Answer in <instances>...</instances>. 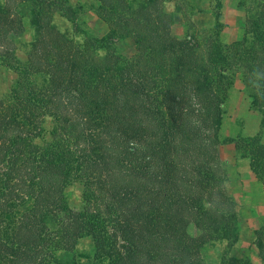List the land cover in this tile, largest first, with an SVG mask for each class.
<instances>
[{"label": "trees", "instance_id": "obj_1", "mask_svg": "<svg viewBox=\"0 0 264 264\" xmlns=\"http://www.w3.org/2000/svg\"><path fill=\"white\" fill-rule=\"evenodd\" d=\"M236 6L241 35L226 42L218 0L207 27L186 19L188 0H96L101 39L77 25L66 0H0V65L23 86L0 96V264H206L205 242H235L221 121L239 75L264 122V0ZM173 12L185 21L178 38ZM126 37L130 56L108 49ZM237 145L264 194V144ZM73 182L77 209L63 193ZM83 238L90 263L74 255ZM255 248L264 264V234ZM215 264L252 263L223 252Z\"/></svg>", "mask_w": 264, "mask_h": 264}, {"label": "rangeland", "instance_id": "obj_2", "mask_svg": "<svg viewBox=\"0 0 264 264\" xmlns=\"http://www.w3.org/2000/svg\"><path fill=\"white\" fill-rule=\"evenodd\" d=\"M74 10V17L79 27L96 38H104L107 33L105 23L97 16L96 0H66ZM220 8L218 20L223 24L222 38L229 42L241 35L242 10L236 6L237 0H218ZM215 0H188L185 9L186 19L196 27H207L213 22ZM165 8L173 10V4L167 3ZM53 22L60 31H70L71 23L63 17L55 15ZM185 29V21L179 12H173L170 33L180 37ZM29 31H25L18 39L16 55L24 58L23 44L29 39ZM114 53L130 56L134 44L130 37L119 39L109 45ZM102 54L104 50L99 49ZM23 86L19 77L12 70L0 65V96L10 92L19 93ZM224 113L221 121V135L226 140L219 146V157L226 178V189L234 202L236 213V240L227 247L223 241H207L200 248V254L206 264H215L218 257L226 255L249 263L258 264L259 258L255 248L256 237L264 234V194L259 183L248 166V156L241 140L255 139L264 144V122L261 113L251 105L249 95L245 92L241 77L236 75L226 93L223 105ZM81 186L73 182L65 187L64 196L69 207L77 209L81 204ZM186 232L191 236L199 234L191 223ZM75 258L83 263L92 262V249L87 238L78 241L74 250Z\"/></svg>", "mask_w": 264, "mask_h": 264}, {"label": "crops", "instance_id": "obj_3", "mask_svg": "<svg viewBox=\"0 0 264 264\" xmlns=\"http://www.w3.org/2000/svg\"><path fill=\"white\" fill-rule=\"evenodd\" d=\"M67 2V1H66ZM68 5V4H67ZM172 17H173V14H172ZM172 25V24H171ZM171 27V26H170Z\"/></svg>", "mask_w": 264, "mask_h": 264}]
</instances>
